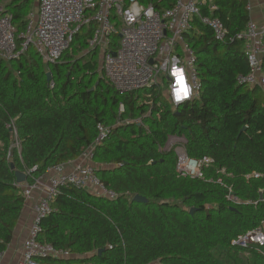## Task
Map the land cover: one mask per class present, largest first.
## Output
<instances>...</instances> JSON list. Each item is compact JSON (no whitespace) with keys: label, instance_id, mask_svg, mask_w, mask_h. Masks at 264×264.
I'll list each match as a JSON object with an SVG mask.
<instances>
[{"label":"trees","instance_id":"16d2710c","mask_svg":"<svg viewBox=\"0 0 264 264\" xmlns=\"http://www.w3.org/2000/svg\"><path fill=\"white\" fill-rule=\"evenodd\" d=\"M139 2L166 11L177 0ZM213 2L212 15L228 35L217 41L209 27L195 23L188 40L198 56L202 90L178 111L157 88L120 96L99 70L97 53L86 54L91 29L78 34L69 50L76 49L55 64L46 65L34 48L17 61L0 58V254L13 241L26 202L16 171L33 183L78 160L95 144L101 123L111 132L96 148L94 162L120 197L109 201L62 189L40 236L73 254L62 264H264L255 247L232 245L264 222V89L237 80L250 72L239 36L251 16L247 0ZM32 4L11 0L3 7L19 32ZM203 13L210 15L209 8ZM146 94L151 104H141ZM171 135L187 138L190 157L214 159L207 180L178 176L174 151H160ZM255 172L262 178H247ZM229 188L241 204L227 200ZM138 195L148 202H135Z\"/></svg>","mask_w":264,"mask_h":264},{"label":"built area","instance_id":"2783aa9c","mask_svg":"<svg viewBox=\"0 0 264 264\" xmlns=\"http://www.w3.org/2000/svg\"><path fill=\"white\" fill-rule=\"evenodd\" d=\"M206 7L210 15L203 13ZM148 8L152 9L150 16L145 14ZM247 9L252 10L250 3ZM216 10L217 6L209 4V0H177L166 11L156 10L153 4L143 5L139 0H37L36 9L26 18L25 29L19 32L13 24V16L0 5V58L17 61L30 48H34L46 65L55 64L69 50L78 34L85 28L93 27L86 54H100L104 78L120 96L157 88L172 109L178 111L200 98L202 90L198 56L188 40L195 23L209 27L217 41L227 38V28L212 15ZM114 38L118 42L116 49H113ZM239 38L244 42L243 52L250 72L240 75L238 83L264 89V24L251 20ZM175 61L185 68L192 88L190 97L180 104L174 103L170 90L172 77L169 73ZM147 98H151V95H144L141 104H151L146 101ZM120 112H125L124 104H121ZM135 122L142 124V119ZM97 128L99 135L95 144L81 155L80 162L73 170L68 172L65 165L49 170L53 175L48 179L45 195L34 208V220L24 241L23 257L19 264H45L46 261L62 264L60 261L73 257L70 251L40 240L43 222L52 214L53 203L63 188L86 190L109 201L120 197L98 175L94 153L109 138L111 128L101 123ZM187 144L185 136L171 135L160 151H174L179 177L207 180L206 170L214 167V159L208 156L199 159L190 157ZM193 160L196 161L195 166L191 163ZM34 171L36 168L30 172ZM218 173L225 174L226 170ZM247 178L260 179L262 175L255 172ZM218 182L222 184L221 179ZM18 186L25 199L31 197L32 189ZM227 200L241 204L232 188H229ZM232 245L243 249L255 247L264 254V222L259 228L238 237ZM3 258L4 253L0 254V264Z\"/></svg>","mask_w":264,"mask_h":264},{"label":"crops","instance_id":"0c3cea01","mask_svg":"<svg viewBox=\"0 0 264 264\" xmlns=\"http://www.w3.org/2000/svg\"><path fill=\"white\" fill-rule=\"evenodd\" d=\"M248 4L252 6L250 12L251 20L259 24H264V3L262 0H247ZM209 4H214L213 0H209ZM85 32L93 30V28H85ZM91 37H89L90 39ZM88 39V41H89ZM79 159L65 165L66 170L69 172L79 163ZM95 163V162H94ZM96 164V163H95ZM106 167V166H103ZM111 167V166H110ZM53 173H48L43 177L37 178L33 183L27 181L22 185L23 188L29 187L32 189V195L26 199L23 214L15 229L14 238L11 244L8 246L4 253L2 264H19L23 257V244L29 235L30 228L34 220V208L37 205L39 199L45 195L46 184L48 179ZM50 264V263H48Z\"/></svg>","mask_w":264,"mask_h":264},{"label":"clouds","instance_id":"9594fccd","mask_svg":"<svg viewBox=\"0 0 264 264\" xmlns=\"http://www.w3.org/2000/svg\"><path fill=\"white\" fill-rule=\"evenodd\" d=\"M145 14L150 16L152 14V9L148 8ZM169 75L172 77V84L170 89L172 99L174 103L180 104L181 102L188 99L192 92V88L188 82L185 68L179 63V61H175L172 64ZM191 163L193 166H195L196 161L193 160Z\"/></svg>","mask_w":264,"mask_h":264},{"label":"water","instance_id":"95a60500","mask_svg":"<svg viewBox=\"0 0 264 264\" xmlns=\"http://www.w3.org/2000/svg\"><path fill=\"white\" fill-rule=\"evenodd\" d=\"M113 55H116V53L113 52ZM51 79H52L51 74L48 73V80L51 81ZM96 86H98V84H96ZM94 90H95V88L92 91H94ZM245 129H246V127L243 128L242 131H245ZM11 168H12V170H15V165L12 164L11 165ZM28 178H29V174H27L25 172H21V171H16V184L17 185H23V184H25L28 181ZM261 199H262V197H261ZM134 201L135 202H138V203H147L148 202V199H146V198L138 195V196H136L134 198ZM196 210H197L196 208H193L191 210V214H194ZM233 210H235V209H233ZM98 254L101 255L102 254V250H100L98 252Z\"/></svg>","mask_w":264,"mask_h":264},{"label":"rangeland","instance_id":"374dc122","mask_svg":"<svg viewBox=\"0 0 264 264\" xmlns=\"http://www.w3.org/2000/svg\"><path fill=\"white\" fill-rule=\"evenodd\" d=\"M10 2H11V0H0V5L2 7H5ZM32 6H33V8L36 9V7H37V0H33ZM74 49H76V48L75 47H72L68 52L69 53H72L74 51ZM84 55H85V53L82 52V51L78 54V56H84ZM95 59H96L97 63L99 64V70H101V67H102V58H101L100 54L99 55H96ZM173 136H177V135H173ZM15 146H18V143ZM95 166H97V168H98L99 167V164L96 163Z\"/></svg>","mask_w":264,"mask_h":264}]
</instances>
